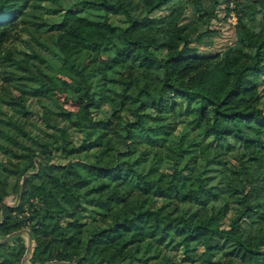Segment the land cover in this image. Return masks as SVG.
Segmentation results:
<instances>
[{
  "label": "trees",
  "instance_id": "trees-1",
  "mask_svg": "<svg viewBox=\"0 0 264 264\" xmlns=\"http://www.w3.org/2000/svg\"><path fill=\"white\" fill-rule=\"evenodd\" d=\"M231 1L0 0V83L18 84L23 103L48 98L77 51L130 60L75 68L68 95L79 107L60 106L46 135L32 132L41 154L0 157V237L28 229L31 264H244L236 250L264 264L263 96L245 94L264 89L254 8L236 11L233 42L198 50ZM31 27L54 43L8 45ZM135 71L146 79L131 94ZM1 108L0 150L26 124ZM25 250L20 235L0 241V264H22Z\"/></svg>",
  "mask_w": 264,
  "mask_h": 264
},
{
  "label": "rangeland",
  "instance_id": "rangeland-1",
  "mask_svg": "<svg viewBox=\"0 0 264 264\" xmlns=\"http://www.w3.org/2000/svg\"><path fill=\"white\" fill-rule=\"evenodd\" d=\"M229 6L231 8L229 12H227L222 5L218 9V16L207 20L208 27L214 30L204 36L203 43L198 44L199 51L204 53L218 52L222 50L226 45L235 40V23L237 19L236 11L241 14H245L251 8H254L253 10L255 11V24L253 29H248V32H250V34H254V31H258L260 33L264 32V18L261 16L262 10L264 9V0L263 5L259 0H236L235 2L232 0ZM159 11L164 12L162 9ZM203 20H206L205 17ZM53 43L54 34L52 32H43L35 27H31L30 30L22 31L18 39L14 40L13 42H9L8 45L23 50H32L30 49L31 47L43 48V45L50 46ZM27 44H29V46H27ZM40 44L43 45L41 46ZM110 59L117 61L118 63L123 65L130 62V60L126 58H111L97 52L77 51L74 54L73 64L76 69H81L83 72H87L92 70L99 64L107 63ZM75 68H65L56 73L54 76V88L49 92L48 98L46 97L41 100H36L34 98L30 101H24L23 103V101L18 98V95L20 94V86L18 84L12 81H4L0 83L1 109L8 112L15 111L14 114L20 117L26 123L23 130L17 128L11 130L15 138L7 148L0 150V157L9 162L18 163L21 158L29 152L30 149H35V152L37 154H41L40 148L34 147L32 144H30L32 143L30 137L34 134L32 132H41L43 128V131L45 130L46 135V131L48 129L46 125H44L45 123L43 124V119L55 118V111H57L60 106H64L67 109L73 110H77L79 107L78 104H76V102L68 95L69 86L71 84H77L81 81ZM145 79V74H143L141 71H135L128 83V92L133 94ZM261 85L262 84L259 83L250 85L245 94L247 96H254L261 93L263 96L262 102L264 106V89L261 88ZM105 126L106 125L104 124L100 127H97L96 130L100 131ZM164 153L166 156L171 157L170 155H172V152L169 144L164 147ZM240 187L241 184L237 181L235 189L229 191V196H232L234 198L238 196V190L240 189ZM6 200L7 202L12 204L15 201V197L13 195L8 196ZM188 215L190 222L195 223L198 221L200 212L198 210H195L194 208H191V210L188 208ZM17 235L22 236L25 241V245L28 243L29 237L26 230H22ZM14 236L16 235H11L8 239H11ZM3 237H0V239H2ZM30 241L31 249L33 244V235H31ZM29 252L30 250L27 254H23L26 264H31L27 260ZM233 254L237 256V258L242 259L244 264L252 263L251 257L241 250L233 251Z\"/></svg>",
  "mask_w": 264,
  "mask_h": 264
},
{
  "label": "water",
  "instance_id": "water-1",
  "mask_svg": "<svg viewBox=\"0 0 264 264\" xmlns=\"http://www.w3.org/2000/svg\"><path fill=\"white\" fill-rule=\"evenodd\" d=\"M22 230H26L27 233H28V237H29V241L28 243L26 244V251H25V254L28 253V251L30 250V246H31V233L28 229H18V230H15L11 233H9L8 235L4 236L2 239H0V241H4L6 239H8L11 235H17L19 234ZM50 262H54V263H64V264H76L75 262H71V261H64V260H51V261H46V262H43V263H39V264H48ZM22 264H26L25 262V257L22 258Z\"/></svg>",
  "mask_w": 264,
  "mask_h": 264
}]
</instances>
